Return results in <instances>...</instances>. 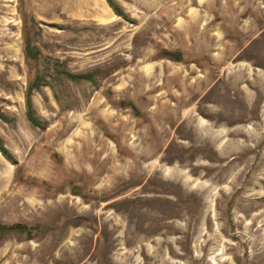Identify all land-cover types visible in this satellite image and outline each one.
<instances>
[{
  "label": "rangeland",
  "instance_id": "374dc122",
  "mask_svg": "<svg viewBox=\"0 0 264 264\" xmlns=\"http://www.w3.org/2000/svg\"><path fill=\"white\" fill-rule=\"evenodd\" d=\"M115 1L0 0V264H264V0Z\"/></svg>",
  "mask_w": 264,
  "mask_h": 264
},
{
  "label": "trees",
  "instance_id": "16d2710c",
  "mask_svg": "<svg viewBox=\"0 0 264 264\" xmlns=\"http://www.w3.org/2000/svg\"><path fill=\"white\" fill-rule=\"evenodd\" d=\"M106 2L108 3V5L111 7V9L120 16H124L125 18H128L125 13L123 12L122 8L116 3L115 0H106ZM24 22H26V19H23ZM23 37L25 40V46H24V53L27 59H31V57L34 59H36V56L39 54V51L32 46V44L30 43V36H29V31L26 29V27L23 29ZM30 57V58H28ZM175 58V57H174ZM178 59V57L176 58ZM71 77L75 80H79V78L71 75ZM80 77H83L85 79L90 80V75L89 74H85V75H81ZM42 76L40 74H37L35 76V78L33 79L32 82H30L27 86V89L25 91V105H26V109H25V115L27 120L29 121V123L32 126H40L42 125L39 118L36 116V112L34 111L33 107H32V103H31V93L32 90L36 87H38L40 84H42ZM0 118L3 121H6V116L3 113V111L0 109ZM43 126V125H42ZM0 152L1 154L7 158L8 160H10L11 162H13L14 164L17 165V161L13 158V156L11 155V153L5 148L2 139L0 138ZM26 230V226L21 225V224H5L0 222V231H16L18 233H22Z\"/></svg>",
  "mask_w": 264,
  "mask_h": 264
},
{
  "label": "crops",
  "instance_id": "0c3cea01",
  "mask_svg": "<svg viewBox=\"0 0 264 264\" xmlns=\"http://www.w3.org/2000/svg\"><path fill=\"white\" fill-rule=\"evenodd\" d=\"M254 60H255V59L253 58V61H254ZM253 61H252V62H253Z\"/></svg>",
  "mask_w": 264,
  "mask_h": 264
},
{
  "label": "bare ground",
  "instance_id": "6f19581e",
  "mask_svg": "<svg viewBox=\"0 0 264 264\" xmlns=\"http://www.w3.org/2000/svg\"><path fill=\"white\" fill-rule=\"evenodd\" d=\"M201 122H203V121H201Z\"/></svg>",
  "mask_w": 264,
  "mask_h": 264
}]
</instances>
